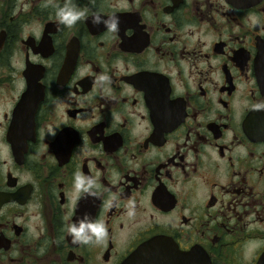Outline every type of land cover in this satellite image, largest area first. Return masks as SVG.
I'll return each mask as SVG.
<instances>
[{"label":"flooded vegetation","instance_id":"1","mask_svg":"<svg viewBox=\"0 0 264 264\" xmlns=\"http://www.w3.org/2000/svg\"><path fill=\"white\" fill-rule=\"evenodd\" d=\"M0 264H264V0H0Z\"/></svg>","mask_w":264,"mask_h":264},{"label":"clouds","instance_id":"2","mask_svg":"<svg viewBox=\"0 0 264 264\" xmlns=\"http://www.w3.org/2000/svg\"><path fill=\"white\" fill-rule=\"evenodd\" d=\"M86 14V11L77 10L74 6H70L69 4L62 7L58 6L56 9V17L59 23L68 27L73 26L77 21L85 18ZM93 22L96 24L101 23L100 17L95 16ZM105 23L110 32H115L117 30V20L115 18ZM98 187L96 180L82 173H77L74 177V189L77 194V199L81 198V194L95 195L93 189ZM116 199L117 197L115 195L110 197L107 207H111L112 201ZM66 231L72 237L73 244L85 246L103 242L108 235L104 220L91 219L88 213H85L83 217H78L76 221L69 223Z\"/></svg>","mask_w":264,"mask_h":264}]
</instances>
